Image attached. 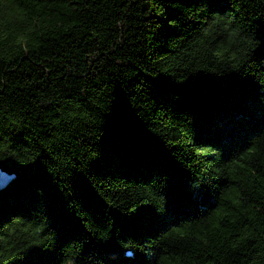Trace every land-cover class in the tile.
I'll return each mask as SVG.
<instances>
[{"label": "trees", "instance_id": "trees-1", "mask_svg": "<svg viewBox=\"0 0 264 264\" xmlns=\"http://www.w3.org/2000/svg\"><path fill=\"white\" fill-rule=\"evenodd\" d=\"M0 264H264V0H0Z\"/></svg>", "mask_w": 264, "mask_h": 264}, {"label": "water", "instance_id": "water-1", "mask_svg": "<svg viewBox=\"0 0 264 264\" xmlns=\"http://www.w3.org/2000/svg\"><path fill=\"white\" fill-rule=\"evenodd\" d=\"M20 171L11 165H0V191L18 178Z\"/></svg>", "mask_w": 264, "mask_h": 264}]
</instances>
